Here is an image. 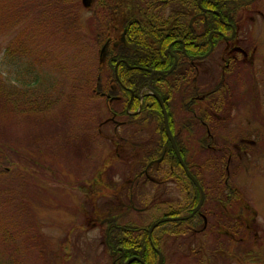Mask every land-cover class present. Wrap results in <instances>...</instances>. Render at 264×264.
<instances>
[{
    "label": "rangeland",
    "instance_id": "rangeland-1",
    "mask_svg": "<svg viewBox=\"0 0 264 264\" xmlns=\"http://www.w3.org/2000/svg\"><path fill=\"white\" fill-rule=\"evenodd\" d=\"M98 1L93 0V16L87 5L90 0L83 4L0 0V78L6 86L16 85L30 94L34 90L35 95H60L48 110L13 117L0 114V228L8 227L7 219H11L8 228L21 264H113L102 243L106 225L92 221L94 217L110 216L117 224L145 228L186 201L181 180L164 175L170 168L168 162L152 163L150 178L133 175L147 158L155 156L158 134L153 126L114 132L107 108L115 106L107 105L93 91L92 80L102 63L96 5L101 17L103 8ZM258 8H264V3ZM254 27L264 31L263 17H254ZM16 47L21 55L10 54ZM260 63L256 60V65ZM260 150L261 158L255 157L245 169L242 166L236 180L250 197L249 216L260 237L250 247L252 257L264 251V147ZM183 159L195 174L203 165V160H193L185 149ZM101 169L107 172L103 183L97 172ZM212 178V173L206 174L205 182ZM172 237L166 238L161 250L157 248L167 264H196L184 256L190 253V240ZM4 253L0 240V255ZM262 261L255 262L264 264V254ZM229 264L246 263L234 260Z\"/></svg>",
    "mask_w": 264,
    "mask_h": 264
},
{
    "label": "flooded vegetation",
    "instance_id": "flooded-vegetation-1",
    "mask_svg": "<svg viewBox=\"0 0 264 264\" xmlns=\"http://www.w3.org/2000/svg\"><path fill=\"white\" fill-rule=\"evenodd\" d=\"M262 3L264 0H99L103 17L96 5L102 83L93 91L107 105L115 106L107 108L114 132L144 131L153 126L156 133L160 127L156 118L148 114L143 120L142 116L156 112L159 106L164 127L160 98L172 135L188 148L198 146L202 150L192 158L204 163L206 150L228 153L222 174L206 171L202 165L204 176L212 173L214 184L216 178H222L223 183L230 180L233 189L241 190L248 206L250 197L237 184L238 176L232 179L239 170L230 169L229 162L234 153L237 159L232 160L246 162L247 167L258 157L254 152L264 147V90H258L264 88V31L254 27V17L264 20V8L257 7ZM87 5L94 16L93 0ZM256 60L261 63L256 65ZM248 154L251 157L245 158ZM155 161L149 158L134 176H147ZM184 192L186 199L188 190ZM92 221L118 225L110 216ZM188 245L193 252V246ZM121 251L118 248L109 253L123 256ZM216 252L221 253L215 256L216 264L239 259L231 250ZM185 255L189 260L195 258L191 253ZM252 260L250 256L245 263L255 264Z\"/></svg>",
    "mask_w": 264,
    "mask_h": 264
},
{
    "label": "trees",
    "instance_id": "trees-1",
    "mask_svg": "<svg viewBox=\"0 0 264 264\" xmlns=\"http://www.w3.org/2000/svg\"><path fill=\"white\" fill-rule=\"evenodd\" d=\"M15 53H19L21 55L22 50L16 47V51L10 52V54L13 55ZM98 66L97 73L92 80L93 86H97L102 83V66L101 64ZM97 76L99 78H97ZM31 91L32 93L30 94L27 89L19 88L16 85L6 86L3 80L0 78V114L2 115L4 113H8L4 116H16L17 114H32L34 111L39 112L42 109L48 110L54 104H56V102H58V98L60 96L46 92L44 94L35 95L34 90ZM30 95H34V98ZM137 101L138 97L136 99L135 107L137 106ZM151 105H154V103H151ZM151 105H148V107ZM148 114L152 118L155 117L158 124H160V127L158 126L157 129L158 131L156 130L158 138L156 142L157 147L155 148V156L150 157H152V159L161 157L159 160L160 164L162 162H168L170 168L165 170L164 175L173 176L181 180L184 190H188V196L186 197L185 203L182 206L171 210V212L165 214L164 216H187L198 203L200 193L194 183L188 178V176H186L185 171L173 152L172 146L167 138L161 121L159 106L157 107L156 112L152 110V112L142 116V119H148ZM158 120H160V122ZM173 138L182 156V159L184 149L186 152L189 151V154L191 155L202 153V150L199 147L188 148L182 142H179L174 135ZM257 155L258 159H260L261 157L259 155H261V153H257ZM205 156L206 159L203 163V168L206 169V171L219 172L221 174L224 172L223 166L227 164L228 153L220 151L218 154H216L212 151L206 150ZM232 158L237 159L234 153L232 154ZM232 158L229 162V167L230 169L232 168V170L233 168H235V170H239L242 166L244 168L247 165L246 162H241L240 164L238 161L232 160ZM148 159L149 158L145 160L143 166L146 164ZM192 159L197 160L198 158ZM218 162L222 165V168L219 167ZM184 163L185 165L187 164L185 161ZM186 167L189 170L191 166L186 165ZM199 168L200 169L196 171L197 174H195L191 169L189 171L199 182L204 192V199L200 208L190 217L181 220H171L159 223L150 233V238L145 230V228H147L149 225L145 226V228H142L130 223H121L113 226L104 222L106 225L102 234V243L104 248L108 249L109 251L117 250L119 248L123 253V256H121L119 252L117 255H112L109 253L112 261L115 260L114 264H121L122 260H126L127 258L134 256L143 260L145 264H158V254L154 250V247L161 250L159 247L164 244L165 241H167L166 238L172 236H174L172 238L179 239L180 237H183L190 240V244L193 246V252L191 251L190 253L195 257L194 260L196 264H216V257L221 254L219 252L217 255V250H231L232 253L238 255V261L240 262H246L250 259V256H252V251L249 250L253 242L256 241L254 238H260L257 231L253 228L255 225V220L249 216L252 211L250 206H248L246 200L241 198V190L233 189V185L231 186L229 183L230 180H228V183H223L222 179L216 178L217 182L214 184L213 180L215 179L212 178L211 182L207 184L205 182L202 165L199 166ZM102 170L103 169L97 172H99L98 175L100 177V182L102 181L103 183V180H107V172ZM239 172L240 171H238V173ZM134 174H136V172H134ZM218 181L221 183L219 184ZM219 186H221V189ZM216 188L217 190H220L218 193L214 192ZM122 217H126V214H123ZM7 220L9 227L10 223L12 222H10L11 219ZM15 224L20 226L19 223ZM166 224H169V226L157 233V230ZM8 227L1 226L0 228V240L3 249L5 250V253L3 254L4 256L0 255V264H21L18 246L14 242V236ZM262 240H264V237ZM177 245L180 246L179 242ZM38 250V255L41 256L42 252L40 251V248ZM262 254H264V251L256 252L254 257H252V262L255 264L256 262L263 263ZM164 255L165 254L163 253L162 264H167V259ZM184 256L185 259H187L185 254ZM188 262H190V260ZM43 263L48 264L47 261ZM129 264L142 263H140L138 260H131Z\"/></svg>",
    "mask_w": 264,
    "mask_h": 264
},
{
    "label": "water",
    "instance_id": "water-1",
    "mask_svg": "<svg viewBox=\"0 0 264 264\" xmlns=\"http://www.w3.org/2000/svg\"><path fill=\"white\" fill-rule=\"evenodd\" d=\"M102 52V51H101ZM159 98V97H158ZM159 101H160V105H161V111H162V116H163V122H164V128H165V132H166V135H167V138L168 140L170 141V144L172 146V149H173V152L177 158V160L179 161L180 165L183 167L186 175L188 176V178L194 183V185L198 188L199 190V193H200V197H199V201L198 203L196 204V206L193 208V210L187 215V216H163V217H160L159 219L155 220L154 222H152L149 227L147 228V233L149 235V238H150V233L152 232V230L159 224V223H162V222H165V221H171V220H181V219H185V218H188L190 217L191 215H193V213H195L201 206L202 202H203V199H204V192L199 184V182L195 179V177L192 175V173L188 170V168L186 167L183 159H182V156L178 150V147L174 141V138H173V135H172V132L169 128V125H168V119H167V112H166V109H165V106L163 104V102L161 101V99L159 98ZM160 158H158L156 161H158ZM158 253V264H162V253L160 251H157ZM132 259H136L138 260L140 263H143V260L139 259L138 257H131V258H128L123 264H129V262L132 260ZM144 264V263H143Z\"/></svg>",
    "mask_w": 264,
    "mask_h": 264
},
{
    "label": "bare ground",
    "instance_id": "bare-ground-1",
    "mask_svg": "<svg viewBox=\"0 0 264 264\" xmlns=\"http://www.w3.org/2000/svg\"><path fill=\"white\" fill-rule=\"evenodd\" d=\"M198 189V188H197ZM199 191V190H198Z\"/></svg>",
    "mask_w": 264,
    "mask_h": 264
}]
</instances>
